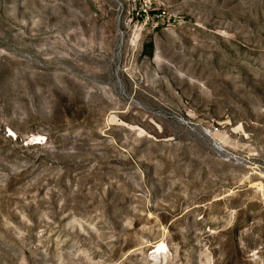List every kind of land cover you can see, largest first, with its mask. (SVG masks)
I'll list each match as a JSON object with an SVG mask.
<instances>
[{
	"label": "rangeland",
	"instance_id": "1",
	"mask_svg": "<svg viewBox=\"0 0 264 264\" xmlns=\"http://www.w3.org/2000/svg\"><path fill=\"white\" fill-rule=\"evenodd\" d=\"M0 264H264V0H0Z\"/></svg>",
	"mask_w": 264,
	"mask_h": 264
},
{
	"label": "trees",
	"instance_id": "2",
	"mask_svg": "<svg viewBox=\"0 0 264 264\" xmlns=\"http://www.w3.org/2000/svg\"><path fill=\"white\" fill-rule=\"evenodd\" d=\"M150 48H151V45L149 44L148 45V53H147V55H150Z\"/></svg>",
	"mask_w": 264,
	"mask_h": 264
}]
</instances>
